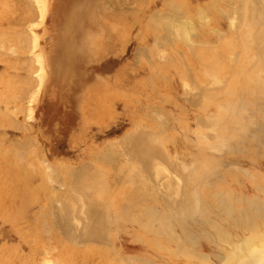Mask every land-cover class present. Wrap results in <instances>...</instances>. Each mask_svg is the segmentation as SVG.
Listing matches in <instances>:
<instances>
[{"label": "rangeland", "instance_id": "1", "mask_svg": "<svg viewBox=\"0 0 264 264\" xmlns=\"http://www.w3.org/2000/svg\"><path fill=\"white\" fill-rule=\"evenodd\" d=\"M173 1L0 0V264H232L264 229V0H187L208 43Z\"/></svg>", "mask_w": 264, "mask_h": 264}, {"label": "bare ground", "instance_id": "2", "mask_svg": "<svg viewBox=\"0 0 264 264\" xmlns=\"http://www.w3.org/2000/svg\"><path fill=\"white\" fill-rule=\"evenodd\" d=\"M235 3V2H234ZM239 3H241V2H239ZM239 3H238V6H239ZM233 4V3H232ZM260 4H262V2H261V0H243L242 1V7L243 8H245L246 9V11H249V13H251L250 15H249V18H251L252 16L253 17H255L256 15L255 14H257V13H259V11L261 12L262 10V8H261V5ZM191 5V3L189 2V1H187V0H174L173 1V5L171 6L170 5V7H173L172 9H173V12H175V13H167V14H158V15H156L155 17H157V20L158 21H160V22H164L163 23V25H166L165 27V29H166V31H167V29H169V30H171V28H172V30H176L177 32V35H181L182 37H185L186 39L188 38V41H189V39H192L193 38V36L195 35V34H201L202 35V37H203V39H202V41L204 42V43H208V40H206V37L203 35L204 33V27H205V25L210 21V20H212L213 19V14L211 13V6L209 5V6H199V9L198 10H196V9H192V7L190 6ZM262 5H264V4H262ZM258 6H260L259 7V9H257V7ZM214 7H216V8H218L219 10L220 9H222L221 10V12L222 11H224L225 10V8H224V4H223V2H220L219 0H216V1H214L213 2V4H212V8H214ZM242 8V9H243ZM244 9V10H245ZM248 9V10H247ZM243 10V11H244ZM264 10V9H263ZM41 11H42V13H47V6H46V4H44L43 5V7L41 8ZM236 11V10H235ZM224 12H226V11H224ZM238 12V11H237ZM240 12V11H239ZM238 12V13H239ZM242 12V11H241ZM235 13V12H233L232 14H236L237 16L238 15H240V14H243V13H245V15H246V12H242V13ZM29 13V12H28ZM27 13V14H28ZM166 13V12H165ZM253 13V14H252ZM26 14V15H27ZM155 14V13H154ZM230 14V13H229ZM227 15H228V13H227ZM226 15V16H227ZM255 15V16H254ZM260 15V14H259ZM262 15V14H261ZM223 16V15H222ZM228 16H230L231 18V20L235 17L234 15L233 16H231V14L230 15H228ZM236 16V17H237ZM251 16V17H250ZM233 17V18H232ZM242 17H243V15L241 16V18H240V16L237 18L238 20H237V23H239L240 21H239V18L240 19H242ZM261 17V16H260ZM262 17H264V16H262ZM228 19V18H227ZM245 19V17H243V19H242V23H243V20ZM154 21H155V19H154ZM153 21V22H154ZM235 21H236V19H235ZM153 22H151V23H153ZM159 22V23H160ZM237 23H236V25H237ZM156 24H157V21H156ZM155 24V25H156ZM159 25V24H158ZM163 25H161V28H162V26ZM239 25H241V24H239ZM207 26V25H206ZM211 26V25H210ZM156 27V26H155ZM234 27H236V26H234ZM242 27H243V25H242ZM158 28H159V26H158ZM164 28V27H163ZM258 28V27H257ZM256 28V29H257ZM160 29V28H159ZM168 30V31H169ZM212 30H214L215 31V29H212ZM216 31H217V29H216ZM257 31V30H256ZM255 31V32H256ZM175 32V31H174ZM220 33V32H219ZM245 32H243V34H244ZM253 34V33H252ZM250 34L252 37H253V35L255 34ZM180 35H179V37H180ZM221 35H222V33H221ZM166 37V36H165ZM167 37H169V36H167ZM172 36H170V38H171ZM243 37H244V35H243ZM247 37V36H246ZM258 37H260V38H262V36H258ZM248 38V37H247ZM249 38H250V36H249ZM256 38V37H255ZM254 38V39H255ZM177 39V38H176ZM239 39V38H238ZM258 39V38H257ZM263 39V38H262ZM173 41V40H172ZM188 41H186V42H188ZM186 42H185V44H186ZM172 44H174V43H172ZM189 45L190 44H188V48H189ZM196 47H197V45H196ZM194 48V47H193ZM193 48H192V50H193ZM262 48V47H261ZM190 49V48H189ZM263 49H264V45H263ZM192 52V51H191ZM262 53H263V51H262ZM220 55V54H219ZM238 55V54H237ZM182 57H183V55H182ZM256 57V56H255ZM263 57V56H262ZM233 60V59H232ZM237 60V59H236ZM257 60H258V58H257ZM257 60H256V62H257ZM255 62V61H254ZM213 64H215V65H213L212 67H213V69L214 70H217L218 69V71L220 70V65L218 64V63H213ZM244 64V63H243ZM254 64V63H253ZM256 64V63H255ZM218 66V67H217ZM242 67V66H241ZM250 68V67H249ZM216 72V71H215ZM215 72H213L212 74H214ZM234 80V79H233ZM189 85V84H188ZM208 88V87H207ZM205 90V89H204ZM207 90V89H206ZM205 90V91H206ZM209 90H211V89H209ZM204 92V91H203ZM200 93V92H199ZM200 95V94H199ZM205 95V94H204ZM201 96H203V95H201ZM108 96H103V97H101L102 98V100H106V101H108L109 100V98H107ZM100 98V99H101ZM223 108V107H222ZM222 110V109H221ZM213 119V118H212ZM213 121H214V119H213ZM218 121V120H217ZM234 121V120H233ZM214 122H216V121H214ZM212 124V123H211ZM219 124V123H218ZM214 125H215V123H214ZM217 125V124H216ZM219 126V125H218ZM221 126H222V123H221ZM239 127V126H238ZM212 128H214L215 129V127H212ZM217 129V128H216ZM215 129V130H216ZM229 129V128H228ZM217 137V136H216ZM221 141V140H220ZM219 141V142H220ZM227 141V140H226ZM228 142V141H227ZM226 142V143H227ZM222 144V143H221ZM226 146V145H225ZM211 147H212V145H211ZM215 147H216V145H215ZM211 149H213V148H211ZM217 150H219V149H217ZM197 166V165H196ZM193 168L195 169V167L193 166ZM192 168V169H193ZM192 171V170H191ZM136 183V182H135ZM174 184V183H173ZM172 185V184H171ZM190 186H192V185H190ZM201 186V185H200ZM175 187V186H174ZM174 187H173V189H174ZM178 187L180 188V186L178 185ZM170 188V187H169ZM171 188H172V186H171ZM176 188V187H175ZM193 188V190L195 191V189H194V187L192 186V187H190L189 188V186H188V188H187V191H188V189H192ZM178 189V188H177ZM166 190H168V189H166ZM189 190V191H190ZM193 190H191V192L193 191ZM170 189H169V193H170ZM175 191V190H174ZM178 191V190H177ZM186 191V192H187ZM193 191V194L191 193V192H187L186 193V195L187 194H189L191 197L193 196V198H191V197H189L188 195H187V199L185 198L186 197V195H185V197H184V200L186 199L187 200V203L188 204H192V206L195 204V202L193 203V201H195L196 199H198L197 198V196H196V194H195V192ZM172 192V191H171ZM179 192V191H178ZM200 192V191H199ZM160 193H161V191H160ZM172 194V193H171ZM198 195H199V193H198ZM189 197V198H188ZM195 197V198H194ZM191 198V199H190ZM66 199V198H65ZM202 201V199L200 198L199 199V201H197L196 200V203H201V201ZM222 201H224V200H222ZM68 202V201H67ZM65 203V202H64ZM185 204V205H188V204ZM203 203V202H202ZM202 203H201V206H202ZM67 204V203H66ZM184 204V203H183ZM190 204V205H191ZM46 205V204H45ZM67 205H69L70 206V203H68ZM197 205V204H196ZM65 206V205H64ZM181 206H182V204H181ZM191 206V207H192ZM44 207V206H43ZM71 208L73 207L72 205L70 206ZM179 207V206H178ZM187 207V206H186ZM185 207V208H186ZM194 207V206H193ZM192 207V208H193ZM179 208H181V207H179ZM178 208V209H179ZM183 208V207H182ZM187 208H189V207H187ZM73 209V208H72ZM184 209V208H183ZM182 209V210H183ZM200 209V208H199ZM199 209H194V211L193 210H191L192 212L191 213H193V212H196L197 210L199 211ZM66 210V209H65ZM68 210V209H67ZM186 210H189V209H185V211ZM196 210V211H195ZM201 210H203V209H201ZM52 211V210H51ZM55 211H57V210H55ZM70 211V210H69ZM69 211H67V213L69 212ZM181 211V210H180ZM179 211V212H180ZM184 210H183V212H185ZM204 211V210H203ZM202 211V212H203ZM58 212V211H57ZM71 212H73V211H71ZM55 213V212H54ZM187 212H185V214H186ZM189 213V212H188ZM53 214V213H52ZM71 215H72V213H70ZM70 214H68V215H70ZM56 215V214H55ZM65 215V214H64ZM67 215V216H68ZM70 215V216H71ZM58 216V215H57ZM69 216V217H70ZM180 216H182V214L180 215ZM63 216H61V217H59V218H62ZM102 217H103V215H102ZM57 218V217H56ZM66 218V217H65ZM101 217H99V219H100ZM107 218V217H106ZM63 219V218H62ZM106 220V219H105ZM44 221V220H43ZM54 221V220H53ZM59 222V221H58ZM44 223V222H43ZM54 223H56V222H54ZM46 224V223H45ZM67 224V223H66ZM253 225V224H252ZM45 225L43 224V227H44ZM90 227V226H89ZM45 228V227H44ZM51 228H52V225H51ZM88 228V227H87ZM90 229V228H89ZM84 230H85V228H84ZM246 230V229H245ZM71 231V230H70ZM89 231V230H88ZM102 231V230H101ZM85 232V231H84ZM92 232H93V230H92ZM98 232V231H97ZM72 233V232H71ZM95 233V232H94ZM97 234V233H96ZM103 234V233H102ZM105 234V233H104ZM103 234V235H104ZM66 235V234H65ZM85 235V234H84ZM93 235V234H92ZM95 235V234H94ZM99 235H101V234H99ZM99 235H97V236H99ZM223 236V235H222ZM68 237V236H67ZM103 237V236H102ZM228 237V236H227ZM73 238V237H72ZM91 238V237H90ZM99 238H101L100 236H99ZM223 239H225V238H223ZM95 240V239H94ZM229 240V239H228ZM230 240L233 242V243H235V248L233 249V250H231L230 251V248L229 249H227V255H226V258H224V260H226V261H229L230 263H232V264H236L237 262H239V261H242L243 262V260H245L246 261V259H249V262H251L252 264H257V263H254V262H252V259L250 260V258H253L254 260H256L258 263H264V229H259V226H253L252 227V229L250 230V233L248 234V235H246L245 236V238H241L240 239V241L238 242H235V241H233L231 238H230ZM223 241H226V240H223ZM70 242V241H69ZM72 243H73V241H72ZM75 243V242H74ZM76 244H77V242H76ZM79 244V243H78ZM180 244H182V243H180ZM179 244V246L178 247H180L181 249L182 248H184L183 246V244L182 245H180ZM226 244H228V243H226ZM231 244V243H230ZM232 247H233V245H232ZM179 248V249H180ZM178 249V248H177ZM180 249V251H181V253H182V250ZM185 249V248H184ZM186 250V251H185ZM185 250H183L184 251V253L185 252H189V250H187V249H185ZM184 253H182V254H184ZM190 254V253H189ZM188 254V255H189ZM191 256V255H190ZM255 261V262H256ZM247 262V261H246ZM46 264V263H45ZM48 264V263H47Z\"/></svg>", "mask_w": 264, "mask_h": 264}]
</instances>
